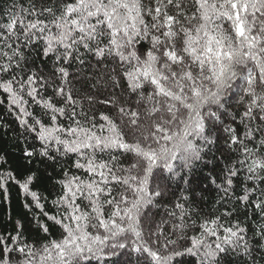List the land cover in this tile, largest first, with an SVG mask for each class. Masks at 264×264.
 <instances>
[{"label": "snow or ice", "instance_id": "obj_1", "mask_svg": "<svg viewBox=\"0 0 264 264\" xmlns=\"http://www.w3.org/2000/svg\"><path fill=\"white\" fill-rule=\"evenodd\" d=\"M0 264H264V0H0Z\"/></svg>", "mask_w": 264, "mask_h": 264}]
</instances>
